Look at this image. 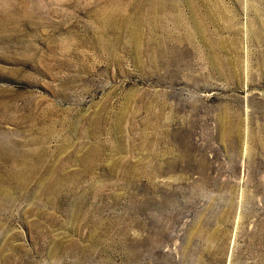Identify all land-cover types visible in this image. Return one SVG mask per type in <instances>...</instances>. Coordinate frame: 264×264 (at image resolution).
Segmentation results:
<instances>
[{"label": "rangeland", "instance_id": "1", "mask_svg": "<svg viewBox=\"0 0 264 264\" xmlns=\"http://www.w3.org/2000/svg\"><path fill=\"white\" fill-rule=\"evenodd\" d=\"M10 1L0 264H264V0H175L182 59L143 73L92 49L117 0Z\"/></svg>", "mask_w": 264, "mask_h": 264}, {"label": "bare ground", "instance_id": "2", "mask_svg": "<svg viewBox=\"0 0 264 264\" xmlns=\"http://www.w3.org/2000/svg\"><path fill=\"white\" fill-rule=\"evenodd\" d=\"M9 1L10 0H0V2L5 3V5L11 9L13 5L11 1ZM25 1L26 0H21L22 5ZM117 1L102 2V6L90 12V17L97 25L96 30L91 29L90 31V43L95 54L105 62L106 68L114 67L119 72L124 61H127L135 71L143 73L149 69L152 71H158L159 69L167 70L172 63L178 62L179 64L182 59L179 48L182 46L184 48L186 47L185 45L190 36L188 35L190 31L185 22L186 13H184V8L180 7V4L175 0ZM189 1L190 0H185L187 3H189ZM189 10L192 11L191 8H189ZM193 12L191 13L192 15L195 14V12L194 14ZM23 13L25 16V11H23ZM8 17L11 21V16ZM2 21L5 25L8 23L5 22L7 20L4 18L1 19V22ZM187 21L189 23V19H187ZM182 26L187 29L182 28ZM63 45L65 44L63 43ZM131 99H133V97ZM119 122L121 123V121ZM95 124L98 123L96 122ZM97 151H99V149ZM28 178L29 176L26 179L28 180Z\"/></svg>", "mask_w": 264, "mask_h": 264}]
</instances>
